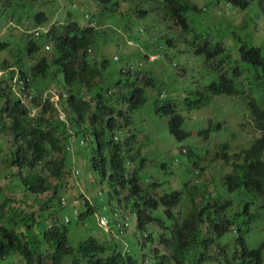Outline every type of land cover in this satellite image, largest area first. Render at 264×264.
Wrapping results in <instances>:
<instances>
[{
    "label": "trees",
    "instance_id": "trees-1",
    "mask_svg": "<svg viewBox=\"0 0 264 264\" xmlns=\"http://www.w3.org/2000/svg\"><path fill=\"white\" fill-rule=\"evenodd\" d=\"M119 1L134 5L139 12H142V19L147 18L153 12H161L165 19L179 27L177 33L186 34L183 41L190 44L194 54L205 58L204 62L218 74L216 80L206 84L202 92H197L198 99L186 98L187 109L200 110L210 103L213 96H240L245 94L244 88L246 87L250 92L246 98L249 100L252 114L257 120L264 122V51L262 48L241 46V61L251 69V75L248 76L249 79H246L243 76L244 71L239 67L223 66L224 60L227 63L237 61V57L227 52L228 49L223 40H219L217 36L206 30L200 34L193 33L194 23L203 21V13L213 11L214 15L211 18H216V22L223 23L226 21L223 15L225 6L241 2L245 6L248 0H206L204 3L206 9L198 7L195 0ZM56 2L57 0H10V6L12 15H15V4L26 6L25 13L29 15L32 10H36L38 12L36 22L47 19V14L51 11L62 17L74 16L67 13L66 8L53 9ZM146 7L147 9H144ZM26 18L22 15L17 16L18 24ZM206 22L205 20L201 24L206 25ZM63 27L70 26L57 25L53 28L56 37ZM54 40V37L48 38V42H51L53 46L51 54L42 56L31 66H26L23 58L20 60L16 57L13 60L5 58L2 62L0 57V65L5 70V76L9 82H11L10 78L15 76L22 80L30 79L29 84L37 91L41 107L39 117L33 119L31 110L22 106L13 96L0 95V121L8 123L7 126L3 124L4 127L1 130L11 135L12 139L14 138L15 146L12 160L6 156L0 157V197L5 187L2 180L6 181L7 186L17 180L16 183L19 182L17 188L36 194L50 191L53 187L46 178L44 169L39 165L40 161L46 162L45 165L55 176L62 174L63 158L67 153L66 147L69 145L68 140L71 134L57 119V107L52 101L53 94L49 95L47 91L57 92L63 86L70 87V90L75 92L72 99L76 107L82 109L81 100L76 99V96L79 95V84L77 83L79 72L77 71L79 68L83 70V67L80 59L78 60L73 54H64L59 50L58 58H55ZM7 44V42H0V47L5 48ZM42 49L43 47L34 40H30L27 44L29 57L34 53H39ZM108 63H110L108 59L93 62L88 69L89 75L102 76ZM55 66L65 73L64 82L55 72ZM156 75V72L151 71L144 82L147 87L158 85L159 77L156 78ZM3 86L8 88L7 84ZM146 92L147 90L135 85L129 86L130 96L136 99L137 106L147 102ZM45 93L47 98L41 102L40 97ZM105 107L108 112H114L110 105ZM158 110L169 117L167 126L172 134L180 141L190 140L192 135L183 128L185 121L171 102ZM74 125L79 126L77 122ZM260 127L264 129V123H261ZM77 135L83 138V134ZM84 135L95 138L99 145L106 149L113 141V130L105 129L104 121L98 112L94 113L93 123L89 125ZM199 136L202 137V135ZM133 140L134 137L129 138L126 146ZM121 148L120 145L112 148L113 156L110 164L114 171L113 182L123 179L122 160L119 156ZM106 149L103 148L101 151L102 169H105L107 165ZM192 149L196 159L201 161L202 158L195 153L194 148ZM230 149L228 144H223L215 155L216 159L223 162L229 173L219 179H214L209 185L193 184L184 194L175 192L163 196L159 205L149 196V193L157 194V185L146 187L148 193L143 185L139 186L135 181H127L132 194L139 200L135 207L141 223L148 224L152 221L147 212L157 209L158 206L159 210H164L160 220L172 228L173 236V240L167 242L168 247L165 249L170 253L169 258H174L177 264L190 262L197 264H264V239L252 248L244 235L250 231L254 223L262 219L260 215L264 212V136L254 141L250 148L239 153L231 154ZM3 151L0 150V154ZM206 151L208 149L201 150V153L205 154ZM29 158L33 160L30 162ZM18 161L21 162L19 170L16 166ZM193 167L198 168L197 161ZM12 169L16 170V173L3 176L5 170ZM26 169L29 171L28 175L24 174ZM259 202L262 203L259 204ZM4 206H0V264H5L4 260L13 255L22 256L27 264H123L126 262L121 255L116 256L112 252L114 245L111 242L100 243L97 240L93 241V238H88L73 245L65 227V224L70 223L69 217L61 222L60 226L55 225L51 229L47 226L40 229L31 224L37 220L34 215L20 222L13 219L7 223L9 217L7 207ZM177 206L178 209L175 210ZM48 207L39 204L37 211L39 215L36 214V216L42 217ZM75 219L78 222H84L83 218ZM161 226L166 229L163 224ZM229 233H232V237L227 238Z\"/></svg>",
    "mask_w": 264,
    "mask_h": 264
},
{
    "label": "clouds",
    "instance_id": "clouds-1",
    "mask_svg": "<svg viewBox=\"0 0 264 264\" xmlns=\"http://www.w3.org/2000/svg\"><path fill=\"white\" fill-rule=\"evenodd\" d=\"M248 1V4H246L245 6L242 2L236 5L228 6L232 9L242 10L243 19L240 23H235L233 19L232 21H226H229L231 26L235 28H239L243 24H248V28H252L254 30L253 33H255L253 44L251 42H243L239 45V55L235 56L237 57V64L235 62L227 63L226 60H224L223 63V66L225 67H239L244 71L243 76L246 79H249L248 76L251 75V69L247 68L241 61V46L248 45L250 47H259L264 51V44L255 43V41L261 39V36L258 35L259 31L264 33V26L261 29L260 26H258L259 19H262V21H264V0ZM198 2L199 0H196V4H198ZM10 5V0H0V11L6 13V20L8 19V21L14 22L16 25H18V27H25V31L22 30V35L25 38L23 42L24 46L21 48H25L26 55L20 53V51L18 52L13 45L14 41H10V38L15 35L17 30H10L8 28V25L4 26V24L0 26V42H7L8 44L5 48L0 47V49H2L3 51H9L12 49L15 52L13 55L14 59L18 58V60H20L25 56H30L28 55L27 44L30 40H34L43 47V49L39 53H34L33 55H31V57H29L30 59L36 60L37 62L38 59L42 56H49L51 54L53 46L51 42H48V38L54 37V46L56 50L55 58H58L59 50L64 54H73L77 57L78 60L80 59V64L83 67V70H80V68L78 71L76 70L77 73L79 72V76L77 77V83L79 84V95L76 96V99L81 100L80 105L82 106V109H78L76 107L74 100L72 99L75 95V92L73 93L70 90V87L63 86L57 92L53 90H51V92L47 91V94H53L52 101L57 107V119L71 134V137L68 140L69 145L66 147L67 153H65V156L63 158L62 174H60V176H55L50 168L45 165L47 163L44 161H40L39 165H41L44 169L46 178L49 180V183L53 188L44 194H36L31 191L28 192L25 189H22L23 195L26 196V193H28L36 196L37 199L42 198L43 196L50 195L49 198H47V202L45 204L38 202V205L43 204L44 206H49L48 210H46L45 212L49 229H51V227L55 225L60 226L61 218H59L58 216V211L68 207H71L73 209V215L76 218H83L84 221L87 216L93 215L95 217L97 227L100 228L102 232L99 231V233H97L92 231L90 232V235L86 238V240L88 238H93V241L97 240L100 243L111 242L114 245L112 252L115 253L116 256L121 255V257L126 260V262L123 264H140L142 253L146 251H149L151 253V260H144L143 264H177L174 258H169L170 253L165 249L166 247H168L167 242L169 240H173V236L172 228H169L168 224L160 220V217L164 213V210H159L158 206L157 209L152 210L151 212H147V215L152 219V221L148 224L141 223L138 211L135 207L136 202L139 200H137V197L132 194L127 181H135L139 186L143 185L145 187V191H147L146 187L157 185L158 188L156 195L150 194L149 191L147 192L149 193L150 198L153 201L157 202L158 205L161 201V197L163 196L170 195L175 192H183L184 194L191 185H199V180L202 176L201 173L198 172L199 170H201L200 161L196 159L191 147V144L195 140V138L193 137L192 132L187 131L192 135V139L190 138V140L187 142L180 141L174 134L169 131L166 121L168 133L171 136L175 137L180 145H184L180 148L179 154L182 157H186L187 161L189 162L188 164V162L186 161L185 169L186 173H189L191 177L189 179H186L184 173L178 169L180 166H182V164H184L181 158L176 159L172 167L175 170L178 169V172L184 180L180 179L179 181H177L176 185L173 188L171 186L166 187V183L163 182L151 181V178L155 177L156 173L159 170L162 174L167 171V166L169 165L167 164L166 160H163L159 164V166H157V169H155L156 172H153L152 176H150L149 178H143L142 176H140L139 171H149L148 168H144L146 159L142 156L141 152L142 144L147 140V137H145V141L143 142V132H139V128L136 126L133 114L145 103L137 106L136 99L130 96L129 86L135 85L138 88L147 90L146 95L149 91L154 90L157 95V101L168 97L169 94L167 93V91L166 97L161 96L162 90L165 91L167 88L166 85H163L160 88L157 87L158 85H155V87H147L144 82L145 79L148 78L151 74V71L155 72L156 69L159 72L161 70L160 62L164 61L163 63H165V59L172 62L174 56L175 61H177L176 58L178 55L183 54L186 59L194 55L190 44L183 41L186 34L183 33L180 36H175V34H172L170 30H168L164 34L163 32L161 34L150 32V37L153 39H157L158 44H160L161 47L157 46L156 44L150 45L151 43L148 41L149 36L145 37L146 33H141L139 29L145 26L144 28L146 30H150L151 26L147 27L146 24L138 25L137 22L141 20L146 23V21L149 19H158L160 18V16L163 17V14L161 12H153L148 15L147 18L142 19V12H139L134 5L123 3L119 0H57L53 9H65L67 6H71L72 8H79L81 10L80 17H77L76 15L71 17H62L51 11L49 14H47L48 18H45L42 22L35 21L36 15L38 14L36 10H32L30 13L31 15H29L25 13L27 7L23 6L22 4H15V15H12V9ZM91 6L93 7V13L88 10V8ZM198 7L206 9L205 5H199ZM225 7L223 15L226 19ZM34 8L36 9L37 7ZM144 9H147V7ZM19 15L27 17L25 20L23 19V22L21 24H18L17 22V16ZM95 19H101L103 22H105V33L103 34V36H101L102 31L98 28L96 21H93ZM210 20L212 22H216V18H210ZM57 25H68L70 27H63L56 37L53 28ZM175 28H177L179 31V27L172 24L171 31H174ZM202 32H199L198 34ZM211 33L217 36L215 32L212 31ZM203 37L204 33L202 35V40ZM262 38H264V36ZM226 39L229 40L230 36H226ZM116 40L118 41V43L116 42ZM110 42H113L115 46H118V48H120L123 43L124 46H126V55L121 56L119 54H116L114 55L112 60L104 57L100 59L99 49L105 48ZM175 42H178L180 45L176 44ZM230 44L233 46L227 52L231 53L232 55L236 54L234 43L230 42ZM185 46L187 48V51H185L184 49ZM165 47H169L170 51L166 50ZM144 49H148L150 53L144 52ZM18 53H20L21 55H18ZM5 58L7 57L1 58L2 62ZM104 59H108L110 63H108L107 69L104 71L103 75L100 77H92L91 75H89V66H91L95 61L102 62ZM7 60L10 59L7 58ZM135 61L137 62L135 63ZM112 62H123L125 64L121 67H114L112 66ZM144 65L149 67L150 73L142 77V71L139 68L143 67ZM173 65L175 67H171H178L181 70H186V74L184 77H180L178 75V71L175 70L179 79H185L189 76L188 64L181 65L177 61V64L175 62ZM55 72L61 76V81L64 82L65 73H63V71L60 70L58 66H55ZM166 77L167 75L162 76L161 78L166 79ZM10 81L11 82L7 80L5 76V70L0 65V95L6 94L13 96L20 102L22 106H25L26 108L31 110V116L33 117V119H37L39 117L41 107L39 106L40 103L38 100L37 91L33 89V87L29 84L30 79L22 80L18 76H15L12 79L10 78ZM5 84L8 85L7 89L3 86ZM244 91L245 94L235 97H242V101L239 102V104H243V102L246 103V105L244 106V114L247 116L252 113L251 107L248 103L249 100L245 97L247 94H250V92L246 87L244 88ZM194 95H197V97L192 98V96ZM185 96H187L186 98L190 97L192 100H194L198 99L199 95L197 94V92L191 91ZM223 96L226 95H222L220 96V98H222ZM46 98L47 95L45 93L40 97L41 102H44ZM214 100L216 99H211L208 105L210 106ZM170 102L171 101H167V103H165L164 105H156V112L162 116H165L167 120L169 119V117L164 115L163 112L158 109ZM172 104L174 105V103ZM106 105H110V107L114 109V112H108L105 107ZM208 105H206V107ZM185 106L187 109L188 107L186 102ZM206 107H204V109ZM95 112H98L103 119L105 129L107 131L109 129L113 130V141L110 142V147H108V149H106V147H101L99 145V142H97L95 138L87 137L86 135H84V132H86L89 125H92L93 123V115ZM177 113L179 114L178 109ZM183 121L185 120L183 119ZM76 122L79 124V126L74 125ZM136 122L139 124V120H136ZM256 122L258 129L260 130V124L264 122L257 120V118ZM3 124L7 126L8 123L7 121L4 123L0 121V150H4L0 154V157L6 156L12 160V154L15 151V146L13 143L14 138L12 139L10 137L11 135H7L2 132L1 129L4 127ZM225 124L226 123H224L223 125L225 126ZM243 125L244 124H240V127H242ZM260 131L262 135L257 138L258 140L262 139L264 136V129L262 128ZM210 132L212 137L217 136L224 138V136L221 135H213L211 129H208L201 131L199 135H202V137L198 135L199 137L197 136L198 138L196 139L207 140ZM76 133L83 134V138L79 137ZM240 135H242L241 132H236L234 133V138L229 140H236L240 137ZM3 136H5L7 139L3 140ZM131 137H134V140L128 146H126L129 138ZM117 145H120L122 147L121 151L119 152V156L122 160L123 179L113 182L112 180L114 179L112 178V176L114 171L112 170L110 162L113 156L112 148L113 146ZM251 145H249L248 148H250ZM103 148L106 149V154L108 156L105 169H102L100 163V161L102 160L101 151L103 150ZM76 156L82 158L81 169L73 164L71 176L78 190V196L75 198H65L62 196L63 179L65 174L70 172L69 164L71 161L75 163ZM55 158L56 157L54 156V159ZM31 160L33 159L29 158L30 162ZM196 161L198 162V168L193 167ZM20 164V161H18L16 164L18 170L21 166ZM169 167L172 169L171 166ZM224 168L226 169V173H229V170L225 166ZM7 172L8 174H14L16 173V170H5L3 176L8 175ZM28 173L29 171L26 169L24 174L28 175ZM86 173H89L91 175V180L87 183L82 181V177ZM94 174H96L99 178L95 177ZM224 174L215 179L221 178ZM52 178H54L55 180L52 181ZM192 178L196 179L195 182H191ZM98 179H100V181H106L110 188V191H108L106 194H104L103 192H98L96 198L90 199L87 196V192L94 183L98 182ZM16 182L17 180H15V183L7 186L6 181L2 180V183L5 185V187H9L10 189L18 187L19 182ZM5 187L3 193L6 192ZM55 200H58L59 206L55 207ZM12 203L13 202L10 199H7L5 203L2 204L7 207V215L9 212H12ZM79 204H83V212H79L76 209V206H78ZM174 209L177 210L178 206ZM36 214H38V212H32L26 217L28 218L34 215L37 220H34L31 224L33 226L39 227V224L41 223V217H37ZM16 216H18L17 213L11 215L8 218L7 223L9 221H12L13 219L15 220ZM67 218V216H64L63 221H66ZM134 219L135 224L133 222ZM262 220L263 219L259 220L258 222H261ZM50 221H54V225H49ZM162 224L166 229L161 226ZM253 226H257V222L254 223ZM250 231L244 235L247 238L249 245L252 248H255L254 246L258 245V242L260 241L250 239ZM263 235L264 234L262 233L261 237ZM137 251L138 256L136 255ZM13 256L4 260L5 264H12ZM17 256H19L23 260V262L27 264L22 256ZM188 264L197 263L190 262Z\"/></svg>",
    "mask_w": 264,
    "mask_h": 264
},
{
    "label": "rangeland",
    "instance_id": "rangeland-1",
    "mask_svg": "<svg viewBox=\"0 0 264 264\" xmlns=\"http://www.w3.org/2000/svg\"><path fill=\"white\" fill-rule=\"evenodd\" d=\"M206 0H199L198 4L203 6ZM223 3V1H221ZM196 3V0H195ZM125 8V7H124ZM236 8V7H233ZM225 16L226 20L232 21L234 20L235 23H240L243 19V13L241 9H232L229 7H225ZM88 10L93 13V7H89ZM81 10L79 8H72L71 6L66 7V12L71 13L72 15H76L80 17ZM214 15V12H207L202 14L203 21H207L206 25H202L201 23H194V32H202V30H206L209 33L212 31L216 33L219 40H223L226 43V48L229 50L233 45L230 42H233L235 45L236 54L234 56H238V49L239 45L243 42H251L253 44L254 38V30L252 28H248V24H243L239 28H235L231 26L229 21H224L223 23L212 22L210 18ZM98 28L102 31V35L105 33L104 25L101 19H95ZM8 25L10 30L16 31L14 36L10 38V41H14L13 45L16 50L24 55H26L25 48L22 49L21 47L24 46V36L22 35V30L25 31V27L16 25L14 22L6 20V13L0 11V26ZM138 25L146 24L147 27L151 26L150 30H146L144 27L140 28L139 30L141 33H146L145 37L149 36L148 41L151 43L150 45H157V39H153L150 37V32L156 33H166L168 30L172 34L180 36L181 33H177L178 29L175 28L174 31H171V23L160 16L158 19H151L147 20L146 23L144 21L139 20L137 22ZM258 26L260 29L264 26V21L262 19L258 20ZM261 36L260 40L255 41L256 44H264V36L263 32L258 33ZM226 36H230V39H226ZM156 38V37H154ZM16 41V42H15ZM118 43V41L116 40ZM17 43V44H16ZM179 44L178 42H175ZM20 45V46H19ZM180 45V44H179ZM161 47V46H160ZM9 48V47H8ZM166 50H169V47H165ZM185 51L187 48L185 46ZM165 50V52H166ZM144 52L150 53L148 49H144ZM14 51L11 49L9 51H3L0 49V57H7L10 60H13ZM18 53V55H21ZM136 53V52H135ZM126 55V46L122 43V46L118 48V46L110 42L105 48L99 49V58L102 59L108 58L110 60L113 59L114 55ZM134 54V53H132ZM130 54V55H132ZM165 58V57H163ZM173 61L170 62L169 60L165 59L164 61L160 62L161 70L158 72L155 69V72H158L155 76L156 78L159 77L158 80V88L163 85H166V90H162L161 96L166 97V91L169 94L168 97L165 99H161L157 101L156 93L154 90L149 91L147 96V102L141 106L134 114L133 118L135 119L136 126L139 128V132L142 133L143 142L145 141V137L147 140L142 144V156L146 159L144 168H148V170L139 171V175L143 178H149L152 176L153 172H156L157 166L163 161L166 160L169 166H173V163L176 159L181 158L184 162L182 166L178 169L181 170L186 179H189L191 175L186 173L185 163L187 161L186 157H182L179 154V150L182 146L179 142L175 139V137L171 136L168 133L166 127L167 118L165 116L160 115L156 112V105H164L167 101H171L177 107L179 114L185 120L183 128L186 131L192 132L193 137L195 140L192 142L191 147L194 148L195 153L200 156L202 159L200 161V168L198 172L201 173L202 178L199 180V184L201 185H209L215 178H218L220 175L226 173V169L224 168V164L220 159H216L215 155L217 152L220 151V148L223 144H229L231 154L239 153L242 150L249 147V145L253 144V142L262 135L261 131L258 129L256 118L251 114L245 115L244 114V106L246 105L245 102L243 104H239L242 101V97H227L223 96H214L212 99H216L212 102V104L207 106L205 109H194V110H187L185 106V98L189 92L194 91H203L206 84L210 83L213 80L218 78V74L204 62L203 57L193 55L191 57H186L181 54L177 56V61L181 65L188 64L189 68V76L185 79L178 78L177 72L180 77H184L186 74V70H181L178 67H175L173 64L175 61V56L173 57ZM23 62L26 66L33 65L36 60H32L29 57H23ZM137 61H135L136 63ZM125 63L123 62H112V66L114 67H121ZM173 66V67H171ZM142 71L141 76H146L150 73V69L148 66L144 65L143 67L139 68ZM166 79H162V76H166ZM197 97V95L192 96V98ZM246 97V96H245ZM234 103V104H233ZM231 104V105H230ZM139 120V124L136 122ZM224 123L225 126L223 125ZM240 124H244L240 127ZM211 129L213 135H221L222 137L211 136V132L207 140H197V136L201 131ZM241 132L242 135L236 140H229L234 138V133ZM7 138L3 136V140ZM93 141V138H92ZM208 149L205 154H201V150ZM264 159V158H263ZM81 160L82 158L76 156L75 163L73 161L69 164L70 172L65 174L63 179V190L62 196L65 198H75L78 196V190L75 186L74 181L72 180L71 170L73 164H75L78 168L81 169ZM188 162V161H187ZM189 164V162H188ZM167 166V171L164 174L161 173L159 170L156 173V176L151 178V181L156 182H163L166 183L167 186H171L172 188L176 185V182L180 179L184 180L183 177L178 172V169L175 170L173 167L172 169ZM8 174V172H7ZM95 177L99 178L96 174ZM52 181L55 179L52 178ZM91 180V175L86 173L82 177V181L88 182ZM196 179L192 178L191 182H195ZM5 193L0 198V205L5 203L7 199H10L12 203L11 211L8 213V217L17 213L15 221L19 222L27 215L31 214L32 212L38 211V202L45 204L47 202L48 196H43L42 198L37 199L36 196L26 193V196L23 195V191L21 188H9L5 187ZM110 191V188L106 181H100L94 183L93 186L88 190L87 196L90 199H94L97 196L98 192H103L106 194ZM262 202H259L261 204ZM55 207L59 206L58 200L54 202ZM76 209L79 212L84 211L83 204H79L76 206ZM1 213V210H0ZM58 216L61 218V222H63V217L67 216L70 218V223L65 224V227L68 231V237L70 242L73 245L83 241L86 239L90 232H97L99 233L100 228L97 227L95 217L93 215H89L85 218L84 223L78 222L73 215V209L71 207L65 208L63 210L58 211ZM262 217L261 222H257V226L251 227V231L249 233V238L252 240H259L262 241L264 239V235L261 237V234H264V212L260 215ZM47 216L46 213L41 217V223L39 224L40 228L47 227ZM46 220V221H45ZM135 224V219H134ZM49 225H54V221H50ZM102 232V231H101ZM232 237V233L227 235V238ZM255 245L254 247H256ZM138 256V251L136 253ZM140 264H143L144 260H151V253L146 251L142 253V257L140 258ZM12 264H25L23 260L15 255L12 257Z\"/></svg>",
    "mask_w": 264,
    "mask_h": 264
}]
</instances>
